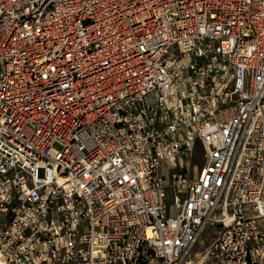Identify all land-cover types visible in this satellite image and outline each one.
<instances>
[{
    "label": "built area",
    "instance_id": "built-area-1",
    "mask_svg": "<svg viewBox=\"0 0 264 264\" xmlns=\"http://www.w3.org/2000/svg\"><path fill=\"white\" fill-rule=\"evenodd\" d=\"M0 264H264V0H0Z\"/></svg>",
    "mask_w": 264,
    "mask_h": 264
},
{
    "label": "rangeland",
    "instance_id": "rangeland-1",
    "mask_svg": "<svg viewBox=\"0 0 264 264\" xmlns=\"http://www.w3.org/2000/svg\"><path fill=\"white\" fill-rule=\"evenodd\" d=\"M203 164L204 158L202 154V149L200 148V146H196L191 157V174L198 172V170L202 167ZM214 237L215 235L212 232L208 231L207 233L201 236V238L196 242L192 250V258L194 260H199L203 256L206 246Z\"/></svg>",
    "mask_w": 264,
    "mask_h": 264
}]
</instances>
